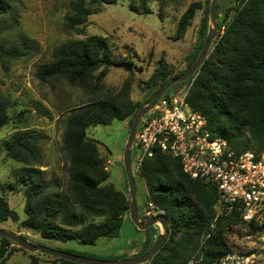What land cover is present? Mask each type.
<instances>
[{
  "label": "trees",
  "instance_id": "obj_1",
  "mask_svg": "<svg viewBox=\"0 0 264 264\" xmlns=\"http://www.w3.org/2000/svg\"><path fill=\"white\" fill-rule=\"evenodd\" d=\"M16 1L0 0V17L5 16ZM117 1L75 0L65 28L80 31L79 27L92 15L91 4ZM240 1V7L198 74L187 80L191 87L186 101L207 118L212 135L227 139L232 150L260 154L264 153V0ZM201 9V2L190 4L178 23V39ZM220 9L218 3L217 10ZM131 10L139 13L135 6H131ZM150 13L146 8L145 14ZM207 27L205 17L200 31L202 37ZM18 53L16 48L8 49L0 42L1 57H14ZM112 64L106 39L90 36L56 48L53 61L39 68L38 78L45 83L65 80L96 95L103 89V80ZM159 65L150 81L165 83L170 76L167 63L159 61ZM130 90L131 83L127 81L120 91H107L68 116L62 146L68 162L66 189L60 194L51 191L49 183L32 177L27 180L24 228L37 232L43 239L83 245H94L101 238L119 237L129 213V197L109 182L110 174L100 157V142L88 138L86 130L91 126L111 125L114 121L123 122L133 115L134 121L142 106L130 99ZM164 97H168L167 94ZM9 107V97L0 93V129L10 122ZM40 140L36 132L19 131L7 143V156L26 167L40 166ZM140 173L147 184L149 202L164 212L170 226L169 238L145 264H219L220 259L230 253L226 233L238 221L244 222L241 212L225 207V215L219 216L212 227L213 207L220 203L217 190L185 174L181 160L169 152L154 149L152 155L143 160ZM89 218L94 220L88 222ZM8 220L17 222L19 216L0 196V222ZM248 224L251 233L260 228L255 221ZM12 244L15 243L0 237V264L11 253L8 247ZM151 247L147 244L140 256ZM39 262L37 256L31 257L30 264ZM51 264L77 263L54 258Z\"/></svg>",
  "mask_w": 264,
  "mask_h": 264
},
{
  "label": "rangeland",
  "instance_id": "obj_2",
  "mask_svg": "<svg viewBox=\"0 0 264 264\" xmlns=\"http://www.w3.org/2000/svg\"><path fill=\"white\" fill-rule=\"evenodd\" d=\"M74 1L17 0L10 5L8 13L0 17V42L8 49L16 48L19 51L14 57L0 55V93L6 94L10 101V122L0 129V196L4 197L19 216L17 222H0V229L13 231L32 244L72 251L86 258L102 261L139 258L145 246L153 245L162 234L160 224L147 230H139L128 213L119 237L114 239L101 238L94 245L43 239L37 232L22 225L27 218L25 182L31 177L38 179L49 183L51 191L61 194L68 183V162L62 152L68 116L83 109L91 100L105 95L107 91H120L127 81L131 83L130 99L142 107L147 105L164 83L161 80L150 81L160 66L159 61L167 63L170 73L168 79L184 73L195 62L212 29L207 11L212 0H118L114 4H91L92 15L87 18L84 26L79 27L80 31L65 28ZM193 2H201L202 9L196 11L190 26L178 39L176 30L180 18ZM218 3L221 6L217 10L219 29L210 53L234 17L236 9L240 7L241 1L218 0ZM131 6H135L139 13L133 12ZM146 8L150 10V14H145ZM205 17L208 27L206 35L202 37L200 31ZM90 36L106 39L113 61L103 80V89L98 94L92 95L65 80L45 83L38 78L39 68L53 61L56 48ZM123 63L131 64L132 69L127 71L120 67ZM190 87V82H182L171 87L165 95L182 97ZM22 112L24 113L19 118ZM133 116L123 122L114 121L111 125L91 126L86 130L88 138L100 142V157L110 174L109 182L117 190L124 192L129 201L123 151ZM23 130L40 134V166L26 167L7 156V143L15 133ZM135 155L136 151L133 149L131 165L136 182V208L139 219L146 222L164 215V212L149 202L147 184L137 167ZM213 212L212 227L219 216L225 215L226 209L217 203ZM92 220L94 219L89 218L87 221ZM248 223L250 222L238 221L226 233L229 254L257 252L260 264H264V221H255L260 228L254 233H251ZM8 251L11 253L3 260V264H30L33 255L39 258V264H51L54 260L45 254L30 253L16 244L10 245Z\"/></svg>",
  "mask_w": 264,
  "mask_h": 264
},
{
  "label": "built area",
  "instance_id": "obj_3",
  "mask_svg": "<svg viewBox=\"0 0 264 264\" xmlns=\"http://www.w3.org/2000/svg\"><path fill=\"white\" fill-rule=\"evenodd\" d=\"M182 97H162L142 117L132 150L140 168L158 148L181 160L185 174L214 187L220 204L245 222L264 221V153L235 151L212 135L207 118ZM219 264H260L257 252L227 254Z\"/></svg>",
  "mask_w": 264,
  "mask_h": 264
},
{
  "label": "water",
  "instance_id": "obj_4",
  "mask_svg": "<svg viewBox=\"0 0 264 264\" xmlns=\"http://www.w3.org/2000/svg\"><path fill=\"white\" fill-rule=\"evenodd\" d=\"M217 4L218 0H212L209 8V16L212 24V29L209 31L206 40L204 41L203 47L197 56L195 62L191 67L182 73L179 76L169 78L159 89L154 98L145 106H143L135 115L134 121L130 127L129 135L127 142L123 151V166L125 175L128 181L129 195H130V209L129 214L131 221L139 230H147L148 228L160 224L162 226L163 232L155 240L154 244L150 250L143 256L134 259L127 260H115V261H102L93 258H86L79 256L77 254L51 249L43 245H35L28 242L22 236L16 234L13 231L0 229V237L7 238L14 242L19 247L30 253H41L48 255L53 258H60L64 260H69L77 264H145L150 261L154 256L156 251L161 247V245L168 239L170 235V226L169 221L164 215H159L154 218L149 219L146 222H143L139 219L137 208H136V182L133 176L132 165H131V151L134 143L136 131L138 125L142 119L155 105L156 103L165 95V93L174 85L185 82L191 78H194L205 59L209 56L210 49L219 29V23L217 20ZM120 67L125 68L127 71L132 69L131 64L123 63L119 65Z\"/></svg>",
  "mask_w": 264,
  "mask_h": 264
}]
</instances>
